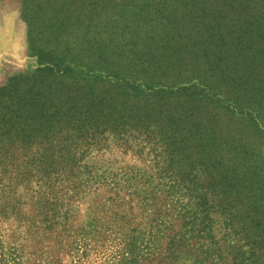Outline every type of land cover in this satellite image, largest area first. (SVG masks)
<instances>
[{"label": "rangeland", "instance_id": "374dc122", "mask_svg": "<svg viewBox=\"0 0 264 264\" xmlns=\"http://www.w3.org/2000/svg\"><path fill=\"white\" fill-rule=\"evenodd\" d=\"M231 4L0 0V88L66 116L28 154L49 170L42 196L34 184L14 209L0 198V264H264V203L215 212L214 241L164 237L185 232L183 206L194 212L225 178H251L241 188L264 196V85L234 91L242 63L211 77L227 68L233 21L264 37V17L245 24ZM253 64L264 80V61ZM252 246L262 258L249 259Z\"/></svg>", "mask_w": 264, "mask_h": 264}, {"label": "trees", "instance_id": "16d2710c", "mask_svg": "<svg viewBox=\"0 0 264 264\" xmlns=\"http://www.w3.org/2000/svg\"><path fill=\"white\" fill-rule=\"evenodd\" d=\"M260 4L263 6H260ZM234 5L237 8H234ZM231 9L234 12L238 11L239 17L243 15L242 21L245 24L260 23L261 18L264 17V1L262 0H232ZM233 22L234 24H232L231 28L234 29L225 32V36L230 40L229 49L231 52L230 54L227 52L224 59L227 62V68L225 71L218 73H216L218 70L214 71L211 77L221 82L229 78L228 75H232V70L242 63L240 68L237 69V73L240 75L239 81L235 83L230 81L228 83L229 86H233V90L241 94L255 90L257 92L262 89L264 80H260V76L255 74L252 65L256 61H264V37L261 39V36H259L262 32L261 28L257 25L258 27H255V29L249 28L246 31H240L235 26L239 23L237 21ZM257 37L259 41L253 44L251 42L252 39ZM255 96H258L260 103L262 96ZM39 103V97L21 96L13 91L0 88V198L3 200L2 195L11 194L12 198L5 199L6 202L4 204L8 207H13V209L17 207L14 203V197L18 194L20 186L31 188L35 184L33 188L34 194L42 196L43 192L41 190L52 182L39 179L41 177H38L39 174L47 173L49 170L41 168L35 156L31 157V154H28L31 153L33 146L38 141L44 140L46 143H50V140L54 139L55 131L61 126V122L66 123V116L61 115L62 113L57 107L55 109L53 107L42 109ZM253 123L258 126L257 121H253ZM22 152L27 153L28 156H23ZM20 161L24 162L22 169L19 167L21 165ZM43 164L42 166H44ZM60 171L66 173V166L61 168ZM58 181L62 183L64 179H59ZM247 181H252V179L240 180L236 184L233 178H225L222 184L204 188V191L199 194L198 201H196L194 212L187 209V205L183 206V210H185L183 216L184 218H189L185 232L172 234V232H168L170 228H165L164 237L168 235L167 240L169 241H191L201 236V241H207L208 239L214 241L213 228L207 225L213 223L212 215L215 212L222 210L228 213L231 204L255 208L258 202L264 203V196L255 201L258 189H252L248 192L247 187L241 188L239 183L243 182L245 184ZM177 185L173 186V188H177ZM220 186L224 188L218 190L217 188ZM187 190L190 192L195 191L194 189ZM248 193H251V201L247 198L248 202L234 199L230 203V196L227 197L228 194L240 197ZM41 200L44 206L51 205L45 195H43ZM17 205H19V202H17ZM152 225H154V220ZM228 226L231 225L228 224ZM158 232L160 233L161 231ZM253 238L252 241H262L259 236ZM256 247L252 246L247 253L251 255L249 259L250 257L254 258V260L262 258L258 256V254H261Z\"/></svg>", "mask_w": 264, "mask_h": 264}]
</instances>
